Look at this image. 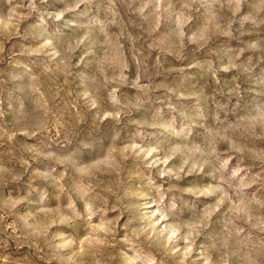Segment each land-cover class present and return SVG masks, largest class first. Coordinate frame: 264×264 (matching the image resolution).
Instances as JSON below:
<instances>
[{
	"label": "rangeland",
	"instance_id": "374dc122",
	"mask_svg": "<svg viewBox=\"0 0 264 264\" xmlns=\"http://www.w3.org/2000/svg\"><path fill=\"white\" fill-rule=\"evenodd\" d=\"M0 264H264V0H0Z\"/></svg>",
	"mask_w": 264,
	"mask_h": 264
}]
</instances>
